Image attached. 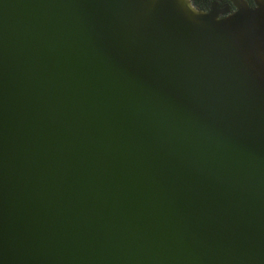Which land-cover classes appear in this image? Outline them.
I'll return each mask as SVG.
<instances>
[{
  "label": "water",
  "instance_id": "1",
  "mask_svg": "<svg viewBox=\"0 0 264 264\" xmlns=\"http://www.w3.org/2000/svg\"><path fill=\"white\" fill-rule=\"evenodd\" d=\"M0 0V264H264V0Z\"/></svg>",
  "mask_w": 264,
  "mask_h": 264
},
{
  "label": "flooded vegetation",
  "instance_id": "2",
  "mask_svg": "<svg viewBox=\"0 0 264 264\" xmlns=\"http://www.w3.org/2000/svg\"><path fill=\"white\" fill-rule=\"evenodd\" d=\"M193 6L202 12L214 11L218 14V18H224L228 14H224L226 9L231 13L236 10L234 5L229 0H190ZM250 8H254L255 4L253 0H246Z\"/></svg>",
  "mask_w": 264,
  "mask_h": 264
}]
</instances>
